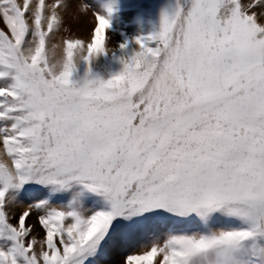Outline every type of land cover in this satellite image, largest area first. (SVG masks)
Masks as SVG:
<instances>
[{
	"label": "snow or ice",
	"instance_id": "snow-or-ice-1",
	"mask_svg": "<svg viewBox=\"0 0 264 264\" xmlns=\"http://www.w3.org/2000/svg\"><path fill=\"white\" fill-rule=\"evenodd\" d=\"M142 7L0 0V264H264V0Z\"/></svg>",
	"mask_w": 264,
	"mask_h": 264
},
{
	"label": "rangeland",
	"instance_id": "rangeland-1",
	"mask_svg": "<svg viewBox=\"0 0 264 264\" xmlns=\"http://www.w3.org/2000/svg\"><path fill=\"white\" fill-rule=\"evenodd\" d=\"M52 2V0H50ZM91 3H95L96 0H89ZM142 4V10L137 14L138 18L140 19V23L137 24L136 22L133 23H128L127 18H121L119 15L117 16L115 20V25L118 29L125 31L128 35H133L135 32L139 29L140 31H143L144 33H148L151 31H154L158 25H159V17L162 11L168 10L171 11L172 7L175 6L176 0H140ZM69 22V20L67 18ZM67 20L64 19L63 27L61 32L53 39L54 43L59 44L60 47L57 49V54L61 55L62 54V47H63V39H76V28L74 33L72 34L69 30V27L66 25ZM75 20V19H74ZM76 21H78L76 17ZM75 21V23H76ZM73 22V21H72ZM77 26V25H76ZM66 28V29H65ZM92 29H89L88 31H85L86 36H84L81 39H84L85 42H90V36ZM67 30V31H66ZM64 31V32H63ZM66 32L68 34H66ZM110 33V32H109ZM109 39L107 40V48L109 52H111L114 48V50L118 46L119 42V34L114 35L109 34ZM115 45V46H114ZM98 65H102L105 67L110 68L113 72L120 70L122 68V65L118 63V61H113L111 58H101L100 61L98 62ZM80 75H83V67L81 68ZM35 216H33L32 221H29L30 223L35 222ZM37 231H39V228H37ZM143 249L134 246L133 248L127 249L124 252H117L114 256V260L116 264H123L124 256L126 254H129L131 252H141Z\"/></svg>",
	"mask_w": 264,
	"mask_h": 264
},
{
	"label": "bare ground",
	"instance_id": "bare-ground-1",
	"mask_svg": "<svg viewBox=\"0 0 264 264\" xmlns=\"http://www.w3.org/2000/svg\"><path fill=\"white\" fill-rule=\"evenodd\" d=\"M48 2H51L50 0H48ZM76 17L78 19V21H76ZM67 18L69 20H71V22H69L67 20ZM64 19L67 20V26L69 27V30L70 32L73 34L74 31H75V28H76V32H77V35L76 37L77 38H83L84 36H86L85 34V31H88L89 29L91 28H94L95 26V21H94V18L91 16V14L89 13L88 15H80L76 12V5L73 4L71 6V9L70 11L65 14L64 16ZM75 19V20H74ZM73 21V22H72ZM76 21V23H75ZM65 23V22H64ZM77 25V26H76ZM65 27V26H63ZM66 29V28H65ZM67 31V30H66ZM64 32V31H63ZM69 33V32H68ZM66 32V34H68ZM110 34V33H109ZM114 36V35H113ZM52 43H54V40L52 41ZM107 46V44H106ZM115 46V45H114ZM114 50V48H112Z\"/></svg>",
	"mask_w": 264,
	"mask_h": 264
}]
</instances>
